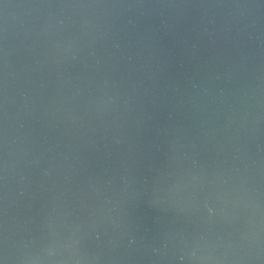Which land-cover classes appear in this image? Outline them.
<instances>
[{
    "label": "water",
    "instance_id": "obj_1",
    "mask_svg": "<svg viewBox=\"0 0 264 264\" xmlns=\"http://www.w3.org/2000/svg\"><path fill=\"white\" fill-rule=\"evenodd\" d=\"M0 264H264V0H0Z\"/></svg>",
    "mask_w": 264,
    "mask_h": 264
}]
</instances>
